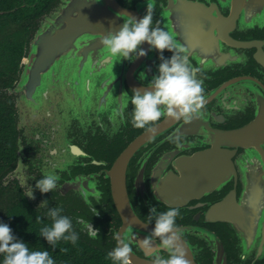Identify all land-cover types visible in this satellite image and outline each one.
Returning <instances> with one entry per match:
<instances>
[{"label":"flooded vegetation","instance_id":"obj_1","mask_svg":"<svg viewBox=\"0 0 264 264\" xmlns=\"http://www.w3.org/2000/svg\"><path fill=\"white\" fill-rule=\"evenodd\" d=\"M117 2L130 10L138 5L141 17L147 3L154 5L153 27L159 22L174 35L198 69L204 108L191 122L164 116L136 128L129 89L126 100L109 105L97 124L52 127L40 134L51 147L47 166L52 167L45 174L40 160L31 161L39 147L28 144L21 130L19 155L29 178L25 186L14 182L27 201L29 190L35 199L31 205L45 218L52 221L48 212L60 208L82 239L111 241L116 247L122 220L112 201L109 171L126 147L161 122L157 133L134 151L126 169L125 188L135 216L155 227V216L148 219L150 207L156 215L177 208L179 243L190 264H264V0ZM160 55L155 50L158 65L163 62ZM172 55L163 52L166 60ZM140 75L137 71L135 80L142 91L159 75V66ZM62 138L67 140L64 148L57 142ZM72 146L81 154L72 155ZM56 149L72 159L56 161ZM49 173L58 178L57 189L42 193L36 183ZM86 177L92 186L88 195ZM86 222L99 229L97 239L87 237ZM149 236L151 232L131 230L134 254L153 263L157 254L167 258L158 237L152 236L154 247L140 248Z\"/></svg>","mask_w":264,"mask_h":264},{"label":"water","instance_id":"obj_2","mask_svg":"<svg viewBox=\"0 0 264 264\" xmlns=\"http://www.w3.org/2000/svg\"><path fill=\"white\" fill-rule=\"evenodd\" d=\"M137 8L138 5L136 10L123 8L117 0H57L37 20L26 55L21 61L18 79L5 93L13 97L17 131H24L27 143L33 148L39 147L33 150L31 161L40 160L45 168L44 174L52 167L47 166L50 160L47 152L51 147L40 134L52 127L97 124L109 105L115 107V104H121L126 100L125 94L129 89L141 88L135 80L137 71L141 72L140 76L147 75L155 65L159 66L155 50L146 42L140 48L147 54L137 56L131 53L129 59L113 56L102 44L103 35L118 30L128 17L142 18ZM148 89L151 87L139 91ZM159 128L161 122L126 147L108 174L112 201L122 220L115 238L120 237L128 244H133L129 239L131 230L152 233L154 227L141 223L132 211L125 188L126 169L134 151ZM57 142L64 148L67 140L62 138ZM16 146L15 166L1 179L0 187L14 180L25 186L29 178L28 166L19 155V138ZM70 151L72 155L81 154L77 147L72 146ZM56 152L59 153L55 155ZM55 153L56 161L72 159L63 153V149H56ZM85 183L88 195L90 188L92 190L89 177L85 178ZM30 195L26 192L29 203L34 205ZM90 227L95 230L91 223ZM86 230L87 227V235ZM87 237L97 239L90 235ZM139 244L142 249V243ZM130 259L132 264H155L141 260L133 251Z\"/></svg>","mask_w":264,"mask_h":264},{"label":"clouds","instance_id":"obj_3","mask_svg":"<svg viewBox=\"0 0 264 264\" xmlns=\"http://www.w3.org/2000/svg\"><path fill=\"white\" fill-rule=\"evenodd\" d=\"M154 5L147 3V12L140 18L128 17L116 31H109L103 35L102 44L113 56H122L129 59L131 53L145 56L147 53L140 45L147 43L157 50L160 59L159 75L154 76L150 82V91L134 90L130 98L132 109V124L136 128H145L167 116L174 119H184L191 122L197 117L205 106L203 81L198 79L194 68L187 55L186 49L165 29L157 25L153 27ZM168 50L173 53L170 59H164L163 52ZM57 177L46 174L36 183L42 193L52 192L57 189ZM31 197V195H30ZM46 204V201L44 202ZM95 215H98L93 209ZM62 209L56 208L48 212L52 219L50 226L44 225L40 235L45 237L50 245L55 248L57 242L63 240L73 245L79 239L73 230L72 220L68 216L60 215ZM179 210L169 207L167 211L156 215V208H149L148 219L155 216V227L152 236L161 240L164 250L168 251L167 258L157 254L155 264H190L183 247L179 243V234L176 218ZM37 217V223H40ZM89 235L99 236V229L93 230L90 222L86 225ZM152 236L144 238L141 243L154 247ZM117 246L107 253V258L119 264H132L130 254L132 247L122 238L116 237ZM0 254H3V264H55V260L47 250H30L29 246L18 240L12 229L6 223H0ZM241 259L246 257L241 256Z\"/></svg>","mask_w":264,"mask_h":264},{"label":"trees","instance_id":"obj_4","mask_svg":"<svg viewBox=\"0 0 264 264\" xmlns=\"http://www.w3.org/2000/svg\"><path fill=\"white\" fill-rule=\"evenodd\" d=\"M57 0H0V181L15 166L18 131L13 97L5 93L18 79L21 61L37 20L47 13ZM25 199L13 181L0 187V223H6L13 235L25 242L30 250H47L55 264H119L107 258L115 244L82 239L75 245L63 240L55 248L40 235L44 225L52 221L42 216ZM40 217V223H37ZM0 254V264H3Z\"/></svg>","mask_w":264,"mask_h":264},{"label":"rangeland","instance_id":"obj_5","mask_svg":"<svg viewBox=\"0 0 264 264\" xmlns=\"http://www.w3.org/2000/svg\"><path fill=\"white\" fill-rule=\"evenodd\" d=\"M27 187H28V186H27ZM26 192H29V190L27 189ZM32 199H33L32 201H35V199H34L33 197H32Z\"/></svg>","mask_w":264,"mask_h":264}]
</instances>
